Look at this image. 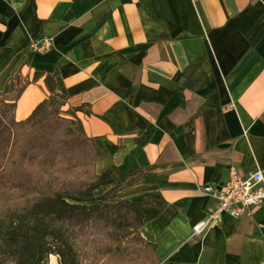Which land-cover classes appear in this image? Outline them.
I'll return each instance as SVG.
<instances>
[{
	"label": "crops",
	"instance_id": "0c3cea01",
	"mask_svg": "<svg viewBox=\"0 0 264 264\" xmlns=\"http://www.w3.org/2000/svg\"><path fill=\"white\" fill-rule=\"evenodd\" d=\"M54 95L96 172L135 179L159 264H264V207L191 232L203 186L264 172V0H0V100L18 123Z\"/></svg>",
	"mask_w": 264,
	"mask_h": 264
},
{
	"label": "trees",
	"instance_id": "16d2710c",
	"mask_svg": "<svg viewBox=\"0 0 264 264\" xmlns=\"http://www.w3.org/2000/svg\"><path fill=\"white\" fill-rule=\"evenodd\" d=\"M55 82L58 84L59 79ZM24 87L13 77L5 91L16 89L20 95ZM56 97L43 100L24 121L14 122L15 138L8 155L0 154V162L6 157L9 174L20 164L17 177L9 175L7 182H0V264H48L51 254L58 257V264H122L118 256L128 248L121 247L120 242L108 248L104 244L105 238H110L117 228L112 215L115 219H132L131 230L148 264H159L156 246L144 241L138 233L142 206L126 198H116L119 187L110 188L99 197L93 195L94 190L113 184L111 171L93 174L90 163L99 152L90 144L92 140L71 132L70 120L52 118L59 111ZM0 108L7 110L12 118L14 104L0 100ZM45 126L64 129V136L50 138L43 150L22 156L18 149L20 135ZM83 142L89 145L93 155L87 158L78 151V155L71 157L66 147L78 143L84 149ZM36 171L35 183L23 187L22 182ZM71 178L83 180L82 185L69 189L63 180ZM87 244L90 255L88 252L86 256L80 255V249Z\"/></svg>",
	"mask_w": 264,
	"mask_h": 264
},
{
	"label": "rangeland",
	"instance_id": "374dc122",
	"mask_svg": "<svg viewBox=\"0 0 264 264\" xmlns=\"http://www.w3.org/2000/svg\"><path fill=\"white\" fill-rule=\"evenodd\" d=\"M52 118L62 119L63 117H61L58 111L57 115L53 116ZM63 119L66 120L65 118ZM47 125H51V124H47ZM69 129L71 130V125L69 126ZM63 132L64 129H58L56 127H54L53 129L50 126H45L44 128L34 127V129H30L29 131H24L20 135V141L18 142L19 144L18 143L16 144H18V149L20 150L22 156L36 154L38 150H43V147L50 138L64 136ZM71 132L73 133L72 130ZM74 135L78 136L76 134ZM14 138H15L14 122L12 118H10L9 112L7 110L0 108V154L1 155L4 152L6 153L5 155H8L7 150L10 149L14 141ZM83 144L86 145L84 149H81L78 143L75 144V146L69 144V146L66 147V148L69 147L67 150L68 154L71 157H73L78 155V151H79L80 156L84 155L87 156V158H90L91 155H93V153L91 152L89 145L87 143L83 142ZM90 144L93 146L95 150H98L99 152L98 156H99L100 150L97 148L96 144L93 143L92 141L90 142ZM97 157L94 160V162L91 161L90 163V165L93 166L92 171L93 174L95 175H99V173H97L95 170ZM19 165L20 164H16L15 166L17 167L12 168L11 171L12 174H9V168L6 165V157H4V159H2V161L0 162V182L1 181L7 182L9 179V175H11L12 177H17L15 173L20 170ZM36 173L38 174V172L36 171L34 176H31L29 180H24L22 182L23 187L28 186V184H33V182L35 183ZM112 180H113V184L111 186L100 187L93 191V195L95 197H99L104 192L108 191L110 188L119 187L120 190H118L115 193L116 198H126L128 201H130L129 198L124 195V191L128 186H130L135 181V179H130L127 181L125 180L117 181L112 178ZM63 182L64 185L69 189H78L82 185L83 180H75L71 178L69 180H63ZM112 217L114 219V224L117 228L115 230V233L110 238H105V243H104L106 246L105 248H108V246H111V244L113 247H115L120 242L119 245L121 247L124 246L128 248L126 252L122 253L124 254L123 256L122 254L118 256L122 264H148V260L145 258L143 251L140 250V245L137 239H135L134 233L131 230L130 224L132 222V219L130 220H126L124 218L115 219L113 215ZM88 246L89 244H87L86 247H82V249H80L81 250L79 252L80 255L86 256L87 252L88 255H90L91 249L87 251ZM91 246L92 245H90V247ZM51 262L54 264H58V257L56 255L51 254L48 257V264H51Z\"/></svg>",
	"mask_w": 264,
	"mask_h": 264
},
{
	"label": "built area",
	"instance_id": "2783aa9c",
	"mask_svg": "<svg viewBox=\"0 0 264 264\" xmlns=\"http://www.w3.org/2000/svg\"><path fill=\"white\" fill-rule=\"evenodd\" d=\"M51 47L48 38L30 39L28 48L31 53H43ZM229 103L227 109H233ZM201 191L214 200V205L205 217L191 227L193 236L201 235L221 223L224 216L238 219L249 215L255 208L264 207V172L255 169L243 176L236 168H229L228 180L220 185L207 184Z\"/></svg>",
	"mask_w": 264,
	"mask_h": 264
},
{
	"label": "bare ground",
	"instance_id": "6f19581e",
	"mask_svg": "<svg viewBox=\"0 0 264 264\" xmlns=\"http://www.w3.org/2000/svg\"><path fill=\"white\" fill-rule=\"evenodd\" d=\"M51 264H54V263L51 262Z\"/></svg>",
	"mask_w": 264,
	"mask_h": 264
}]
</instances>
